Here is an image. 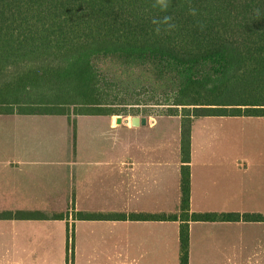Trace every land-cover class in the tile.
I'll return each instance as SVG.
<instances>
[{
  "label": "crops",
  "instance_id": "0c3cea01",
  "mask_svg": "<svg viewBox=\"0 0 264 264\" xmlns=\"http://www.w3.org/2000/svg\"><path fill=\"white\" fill-rule=\"evenodd\" d=\"M118 116L0 114V264H180L181 219L131 215L180 213L182 117ZM255 118L194 119L191 213L264 216V132L218 121ZM189 225V264H264V220Z\"/></svg>",
  "mask_w": 264,
  "mask_h": 264
},
{
  "label": "trees",
  "instance_id": "16d2710c",
  "mask_svg": "<svg viewBox=\"0 0 264 264\" xmlns=\"http://www.w3.org/2000/svg\"><path fill=\"white\" fill-rule=\"evenodd\" d=\"M136 67L156 79L142 85ZM164 80L169 98L148 93ZM230 90L241 99L224 102ZM141 96L182 117L181 209L131 218H180V264H189L191 220H264L191 213L190 167L195 118L264 116V0H0V114L137 116L117 108Z\"/></svg>",
  "mask_w": 264,
  "mask_h": 264
},
{
  "label": "rangeland",
  "instance_id": "374dc122",
  "mask_svg": "<svg viewBox=\"0 0 264 264\" xmlns=\"http://www.w3.org/2000/svg\"><path fill=\"white\" fill-rule=\"evenodd\" d=\"M106 70L107 71H116V67H112L108 64L105 65ZM120 71V70H119ZM133 71L135 72L136 75L141 76L142 80H141V84L142 85H147L148 84V80H150V77H153V79H156V76L151 72L150 67H146V68H133ZM131 72V70H130ZM153 80V81H154ZM156 91L153 92H148L150 95H156V96H161L163 97L162 99H167L169 98L171 92H172V82H170V80H164L159 84H156ZM145 91V90H144ZM146 91L145 93H143V95L148 94ZM164 94H167V96H163ZM169 94V95H168ZM169 96V97H168ZM172 96V95H171ZM176 97V96H175ZM190 98V101H192L191 97H187ZM186 98V99H187ZM141 99H146L145 96H141ZM222 100H224V102L227 101H235V100H240L241 96L237 94V92H233L232 90H230L228 93L225 94V96H223L221 98ZM170 100L174 101V98H170ZM166 102V100L164 101V103ZM154 102H146V101H141V102H128V104H125L123 106H118L120 110H123V113L125 112H129V113H134V112H138L139 115L137 116H145V112L146 111H150L152 112V116H168L167 115V110L170 109L169 107L173 106L171 104H165V105H154L152 104ZM168 103V102H166ZM172 103V102H170ZM179 110H182L184 106L179 105ZM190 108H194V105H190L188 106ZM74 115H71V117L69 118V120L71 121L72 117ZM122 116H126L129 119H131L134 115H124L122 114ZM68 118H64V117H58L57 120L64 122V127L65 129L67 127V123H69ZM176 121V120H174ZM218 121L223 123V128L227 134V137H234V138H240L242 140H247L250 138H258L259 133H263L264 132V123H262L260 120H258L257 118H255L254 120H234V119H225V120H219ZM60 123V122H59ZM68 216L71 215V211H65ZM64 215V214H63Z\"/></svg>",
  "mask_w": 264,
  "mask_h": 264
},
{
  "label": "water",
  "instance_id": "95a60500",
  "mask_svg": "<svg viewBox=\"0 0 264 264\" xmlns=\"http://www.w3.org/2000/svg\"><path fill=\"white\" fill-rule=\"evenodd\" d=\"M122 116H118V122H121ZM131 123L133 125H139L140 123L146 124L147 123V117H141V116H133L131 118Z\"/></svg>",
  "mask_w": 264,
  "mask_h": 264
},
{
  "label": "clouds",
  "instance_id": "9594fccd",
  "mask_svg": "<svg viewBox=\"0 0 264 264\" xmlns=\"http://www.w3.org/2000/svg\"><path fill=\"white\" fill-rule=\"evenodd\" d=\"M159 2H160L161 4H163V3H164V0H159ZM165 7H166V5H165ZM192 14L195 15V10H194V9H192Z\"/></svg>",
  "mask_w": 264,
  "mask_h": 264
}]
</instances>
